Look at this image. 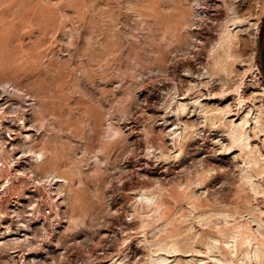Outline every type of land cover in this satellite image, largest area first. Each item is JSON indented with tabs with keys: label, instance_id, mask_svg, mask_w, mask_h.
<instances>
[{
	"label": "rangeland",
	"instance_id": "1",
	"mask_svg": "<svg viewBox=\"0 0 264 264\" xmlns=\"http://www.w3.org/2000/svg\"><path fill=\"white\" fill-rule=\"evenodd\" d=\"M263 26L264 0H0V161L40 197L0 264H264Z\"/></svg>",
	"mask_w": 264,
	"mask_h": 264
},
{
	"label": "bare ground",
	"instance_id": "2",
	"mask_svg": "<svg viewBox=\"0 0 264 264\" xmlns=\"http://www.w3.org/2000/svg\"><path fill=\"white\" fill-rule=\"evenodd\" d=\"M212 97V96H211ZM1 101V99H0ZM197 101V99H196ZM240 101V100H239ZM229 104V103H228ZM237 104V103H236ZM240 105V104H239ZM192 106V105H191ZM201 106V105H200ZM227 106V105H226ZM205 108V107H204ZM198 109V108H197ZM227 110H225L223 112V115H227L226 113L231 112L230 107L226 108ZM240 112V111H239ZM239 112L237 113H233L231 114V116L233 117H237L239 115ZM221 113V112H220ZM206 114V113H205ZM230 114V113H229ZM228 114V115H229ZM249 111H245L244 116L241 118V123L240 125H235L234 126V132H239L240 136L242 137L243 135H245V133H242V129L244 127V125L248 122V119L246 116H248ZM224 115V116H225ZM6 117V116H5ZM173 117V116H172ZM22 119V118H20ZM19 119V120H20ZM237 119V118H236ZM257 119V118H256ZM23 120V119H22ZM233 121V120H232ZM258 122V121H257ZM173 124V123H172ZM232 124V123H231ZM230 124V125H231ZM220 125V124H219ZM16 126V125H15ZM14 124H10L7 127V132L11 135L14 132ZM19 127V126H18ZM23 128V127H21ZM5 129V128H4ZM20 129V128H19ZM232 131V132H233ZM26 138V137H25ZM11 141H8V139H0V152H2L3 146L4 144H7V148L8 146H14V141L16 138L12 137L10 138ZM6 147V146H5ZM7 148L5 149L6 151L10 152V148L9 150H7ZM13 148V147H12ZM13 150V149H12ZM8 152V153H9ZM16 150L14 149L13 151H11L9 154H11V162H9L8 164H4L2 163V161H0V171H7V176L2 177L0 176V230L4 227V225L7 227V229H9L10 227H12V219L14 218L13 214H15L19 219H16V221H18V223H25L24 219L27 217L28 218H32V216L35 213V208L34 206H36V203L38 202L37 198L39 197V189H37V186H35L34 181H30L29 184L30 186H26L25 188H23L20 192H16V185L15 183L18 181V183L20 182L21 179H27L26 178V171L28 172L27 166L29 165L28 163H26L24 161V158L26 156H15L16 154ZM22 153V152H21ZM36 156H38V158L42 157L41 153H35ZM29 155V154H28ZM4 166V167H3ZM32 172V171H31ZM30 172V173H31ZM29 175V174H28ZM32 176V174H31ZM30 176V177H31ZM25 181V180H24ZM36 181V179H35ZM38 182V181H37ZM23 183V181H22ZM21 183V185H23ZM27 183V182H26ZM36 183V182H35ZM28 184V183H27ZM25 185V184H24ZM23 185V186H24ZM11 191V192H10ZM40 198V197H39ZM38 198V199H39ZM5 201V203H8L9 206H7L6 209H2L1 204H3V202ZM38 205V204H37ZM34 208H33V207ZM21 210H24L25 212V216H20V214H18L19 212H21ZM25 217V218H24ZM30 219H28L29 221ZM17 223V222H16ZM21 223V224H22ZM42 226L45 225L44 221L42 222ZM17 226V224H16ZM41 227V226H40ZM21 228V227H20ZM19 229V228H18ZM12 232V231H10ZM44 233V232H43ZM47 233V232H46ZM43 235V234H42ZM17 240V239H16ZM11 241V240H10ZM17 254V253H16ZM18 255V254H17ZM19 256V255H18ZM17 256V257H18ZM26 263V262H25Z\"/></svg>",
	"mask_w": 264,
	"mask_h": 264
},
{
	"label": "water",
	"instance_id": "3",
	"mask_svg": "<svg viewBox=\"0 0 264 264\" xmlns=\"http://www.w3.org/2000/svg\"><path fill=\"white\" fill-rule=\"evenodd\" d=\"M259 66H260L261 74L264 79V26L262 31L261 45H260Z\"/></svg>",
	"mask_w": 264,
	"mask_h": 264
}]
</instances>
